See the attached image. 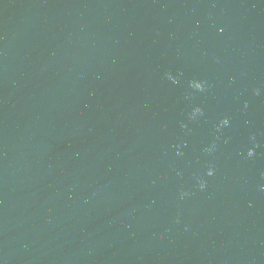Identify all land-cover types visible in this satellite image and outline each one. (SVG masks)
<instances>
[{
  "label": "water",
  "instance_id": "water-1",
  "mask_svg": "<svg viewBox=\"0 0 264 264\" xmlns=\"http://www.w3.org/2000/svg\"><path fill=\"white\" fill-rule=\"evenodd\" d=\"M0 264H264V0H0Z\"/></svg>",
  "mask_w": 264,
  "mask_h": 264
},
{
  "label": "clouds",
  "instance_id": "clouds-1",
  "mask_svg": "<svg viewBox=\"0 0 264 264\" xmlns=\"http://www.w3.org/2000/svg\"><path fill=\"white\" fill-rule=\"evenodd\" d=\"M249 155H252V152H251V151L249 152ZM212 174H213V173H212V171L210 170V171L208 172V175L211 176ZM204 187H205L204 183L201 182V183H200V188L203 189Z\"/></svg>",
  "mask_w": 264,
  "mask_h": 264
}]
</instances>
